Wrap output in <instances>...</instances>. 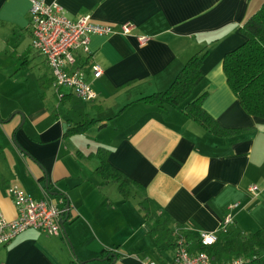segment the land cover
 Here are the masks:
<instances>
[{
	"label": "crops",
	"instance_id": "0c3cea01",
	"mask_svg": "<svg viewBox=\"0 0 264 264\" xmlns=\"http://www.w3.org/2000/svg\"><path fill=\"white\" fill-rule=\"evenodd\" d=\"M59 4L72 22L87 17L115 30L124 23L133 27L127 36H90L89 54L74 53V69L96 94L84 102L69 88L54 87L45 58L32 48L29 0H0V62L8 59L17 70L34 73L39 89L52 90L57 102L49 113L44 106L31 111L3 100L0 215L8 222L17 218L7 194L13 187L67 210L65 240L28 230L0 245V264H171L173 246L156 243L151 232L160 215L198 235L217 231L232 204H238L228 227L234 235L264 229V120L245 114L221 64L244 42L243 23L264 0ZM139 37L147 43L141 45ZM202 51L203 80L191 98L207 93L201 102L206 114L219 127L238 130L227 137L180 110L142 100L167 90ZM93 64L102 71L97 79ZM103 165L125 180L126 193L98 170ZM252 186L258 190L254 197L247 190Z\"/></svg>",
	"mask_w": 264,
	"mask_h": 264
},
{
	"label": "trees",
	"instance_id": "16d2710c",
	"mask_svg": "<svg viewBox=\"0 0 264 264\" xmlns=\"http://www.w3.org/2000/svg\"><path fill=\"white\" fill-rule=\"evenodd\" d=\"M241 34L244 42L224 56L221 62L222 70L228 89L232 91L245 114L264 120V5L243 23ZM205 55L206 51H202L192 56L167 90L142 100L162 110L167 108L180 110L208 132L218 137H227L238 130L219 127L206 114L201 102L207 93L191 98L193 89L203 80L200 67ZM98 170L107 174V177L118 180L122 192H127L125 180L113 173L107 165ZM152 228L156 243L165 242L173 246L175 251L176 242L181 237L188 253L192 255L204 253L212 259V264H223L235 259H241L242 264H264V229L246 236L234 235L228 231L226 234H219L214 244L202 246L198 235L185 231L183 227L173 226L171 219L165 214L160 215Z\"/></svg>",
	"mask_w": 264,
	"mask_h": 264
},
{
	"label": "built area",
	"instance_id": "2783aa9c",
	"mask_svg": "<svg viewBox=\"0 0 264 264\" xmlns=\"http://www.w3.org/2000/svg\"><path fill=\"white\" fill-rule=\"evenodd\" d=\"M59 5V0H51L50 3L44 0H29L31 46L45 58L55 88H69L77 99L91 102L95 100L96 94L85 82L84 74L80 69H74L76 68L74 53L81 51L85 55L89 54L90 36L104 37L112 34L127 36L130 35L133 26L130 23H124L115 30L111 26L93 24L87 17L72 22L65 18V12ZM147 40L146 37H139L137 41L143 45L147 43ZM90 69L94 79L102 75L98 65L93 64ZM247 190L253 197L258 194L255 186ZM7 194L16 209L17 218L8 222L0 215V245L10 243L16 236L28 230L65 240L60 222L67 210L59 209L47 198L40 201L30 199L16 187L8 189ZM237 207L238 204L227 206L228 214L217 231L198 233L199 243L202 246L214 244L219 234H226L229 231L228 227L233 223L231 211ZM183 242L184 240L179 237L171 264H212V259L204 253L196 255L188 253ZM141 264L156 263L146 260ZM223 264H242V260L235 259Z\"/></svg>",
	"mask_w": 264,
	"mask_h": 264
},
{
	"label": "rangeland",
	"instance_id": "374dc122",
	"mask_svg": "<svg viewBox=\"0 0 264 264\" xmlns=\"http://www.w3.org/2000/svg\"><path fill=\"white\" fill-rule=\"evenodd\" d=\"M17 68L18 66L14 64L13 67V63L8 59L0 62V110L6 98L9 102L22 104L31 111L36 106L38 108L44 106L43 108L49 109L51 113L53 111L51 108L57 105L56 100L51 96L52 90H40L37 84L38 77L34 73Z\"/></svg>",
	"mask_w": 264,
	"mask_h": 264
},
{
	"label": "water",
	"instance_id": "95a60500",
	"mask_svg": "<svg viewBox=\"0 0 264 264\" xmlns=\"http://www.w3.org/2000/svg\"><path fill=\"white\" fill-rule=\"evenodd\" d=\"M22 121H23V118H22ZM21 121V122H22ZM63 221H61L60 223H61V229H62V231H63V236H65V230H64V223H62ZM69 244V243H68ZM70 246V245H69Z\"/></svg>",
	"mask_w": 264,
	"mask_h": 264
}]
</instances>
